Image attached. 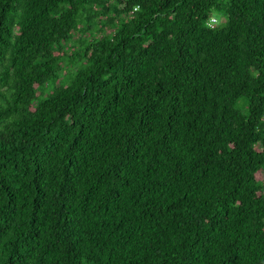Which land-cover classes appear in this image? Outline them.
<instances>
[{
	"label": "trees",
	"instance_id": "trees-1",
	"mask_svg": "<svg viewBox=\"0 0 264 264\" xmlns=\"http://www.w3.org/2000/svg\"><path fill=\"white\" fill-rule=\"evenodd\" d=\"M0 264H264V0H0Z\"/></svg>",
	"mask_w": 264,
	"mask_h": 264
},
{
	"label": "rangeland",
	"instance_id": "rangeland-1",
	"mask_svg": "<svg viewBox=\"0 0 264 264\" xmlns=\"http://www.w3.org/2000/svg\"><path fill=\"white\" fill-rule=\"evenodd\" d=\"M214 20H215V21H214V25H218V24H220L221 22H224V18H222V17H220L219 19L215 18ZM259 176L262 177V173L259 174Z\"/></svg>",
	"mask_w": 264,
	"mask_h": 264
},
{
	"label": "clouds",
	"instance_id": "clouds-1",
	"mask_svg": "<svg viewBox=\"0 0 264 264\" xmlns=\"http://www.w3.org/2000/svg\"><path fill=\"white\" fill-rule=\"evenodd\" d=\"M217 15H219V13H217Z\"/></svg>",
	"mask_w": 264,
	"mask_h": 264
}]
</instances>
